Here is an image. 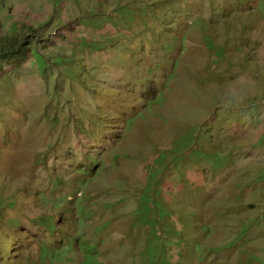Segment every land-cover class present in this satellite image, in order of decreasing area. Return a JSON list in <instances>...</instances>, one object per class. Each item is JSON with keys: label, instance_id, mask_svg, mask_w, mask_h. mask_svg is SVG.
I'll return each instance as SVG.
<instances>
[{"label": "rangeland", "instance_id": "rangeland-1", "mask_svg": "<svg viewBox=\"0 0 264 264\" xmlns=\"http://www.w3.org/2000/svg\"><path fill=\"white\" fill-rule=\"evenodd\" d=\"M0 264H264V0H0Z\"/></svg>", "mask_w": 264, "mask_h": 264}, {"label": "trees", "instance_id": "trees-1", "mask_svg": "<svg viewBox=\"0 0 264 264\" xmlns=\"http://www.w3.org/2000/svg\"><path fill=\"white\" fill-rule=\"evenodd\" d=\"M13 51H11V53H12Z\"/></svg>", "mask_w": 264, "mask_h": 264}]
</instances>
